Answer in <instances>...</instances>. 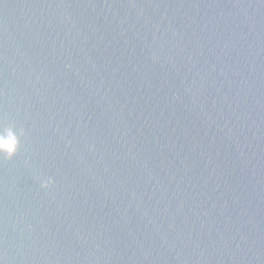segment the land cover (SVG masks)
<instances>
[{
    "label": "water",
    "instance_id": "obj_1",
    "mask_svg": "<svg viewBox=\"0 0 264 264\" xmlns=\"http://www.w3.org/2000/svg\"><path fill=\"white\" fill-rule=\"evenodd\" d=\"M9 133L0 264H264V0H0Z\"/></svg>",
    "mask_w": 264,
    "mask_h": 264
},
{
    "label": "clouds",
    "instance_id": "obj_2",
    "mask_svg": "<svg viewBox=\"0 0 264 264\" xmlns=\"http://www.w3.org/2000/svg\"><path fill=\"white\" fill-rule=\"evenodd\" d=\"M18 145V136H14L11 133L7 136H0V158H11L16 153ZM50 182V180L42 181L41 186L47 187Z\"/></svg>",
    "mask_w": 264,
    "mask_h": 264
}]
</instances>
